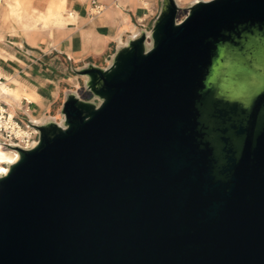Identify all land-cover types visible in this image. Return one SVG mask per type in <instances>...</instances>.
<instances>
[{
  "label": "water",
  "instance_id": "95a60500",
  "mask_svg": "<svg viewBox=\"0 0 264 264\" xmlns=\"http://www.w3.org/2000/svg\"><path fill=\"white\" fill-rule=\"evenodd\" d=\"M160 0L0 174V264H264V0Z\"/></svg>",
  "mask_w": 264,
  "mask_h": 264
},
{
  "label": "crops",
  "instance_id": "0c3cea01",
  "mask_svg": "<svg viewBox=\"0 0 264 264\" xmlns=\"http://www.w3.org/2000/svg\"><path fill=\"white\" fill-rule=\"evenodd\" d=\"M144 1L147 5L140 0H30L31 7L38 11L59 7L63 15L60 24L30 29L13 21L4 22L2 9L1 76L6 82L17 79L39 97L34 102L23 98L20 104L10 101L15 104L14 110L31 119L50 115L65 90L82 87L75 68L88 62L107 65L118 44L124 43L139 28L151 26L160 10V0ZM93 2L104 5V10L94 14ZM192 2L179 1L187 6Z\"/></svg>",
  "mask_w": 264,
  "mask_h": 264
},
{
  "label": "bare ground",
  "instance_id": "6f19581e",
  "mask_svg": "<svg viewBox=\"0 0 264 264\" xmlns=\"http://www.w3.org/2000/svg\"><path fill=\"white\" fill-rule=\"evenodd\" d=\"M179 1L182 2L183 0H177L178 3ZM195 1L196 0H193V2ZM142 2L147 5L146 1L143 0ZM1 5L3 6V17L5 19H8V21H13L17 25L25 29H30L31 27L37 26L46 27L52 24H60L63 22V15L59 7L50 8L47 12L44 11V13L32 8L30 0H0V6ZM11 82H15L16 86L11 85ZM0 93L8 101H10L9 99H11L17 104H20L23 98H25L28 102L38 101L39 99L35 91L31 90L25 84L14 78H10L8 82L0 81ZM59 117L60 114L57 112L55 115H48L46 117L32 120L38 123L43 122V120L48 118L58 119ZM1 148H4L6 150H3ZM18 157V151L10 148H5L0 143V174H5L8 171L9 165L16 161Z\"/></svg>",
  "mask_w": 264,
  "mask_h": 264
},
{
  "label": "built area",
  "instance_id": "2783aa9c",
  "mask_svg": "<svg viewBox=\"0 0 264 264\" xmlns=\"http://www.w3.org/2000/svg\"><path fill=\"white\" fill-rule=\"evenodd\" d=\"M92 8L94 14H99L105 6L93 2ZM0 81H6V79L0 76ZM14 105L0 93V143L29 148L38 138V130L32 125L35 121L27 115L17 113L14 110Z\"/></svg>",
  "mask_w": 264,
  "mask_h": 264
},
{
  "label": "rangeland",
  "instance_id": "374dc122",
  "mask_svg": "<svg viewBox=\"0 0 264 264\" xmlns=\"http://www.w3.org/2000/svg\"><path fill=\"white\" fill-rule=\"evenodd\" d=\"M143 5H145V4L143 3ZM180 5H181V4H180ZM181 6H182L183 9L180 11V13H179V15H178L179 19H182V18L185 16V14H186V9H185V7H186L187 5H181ZM2 9H3V8L1 7V8H0V14L2 13ZM93 13H94V10H93ZM2 20H3L4 22L8 21V19H5L3 16H2ZM149 28H150V27H149ZM149 28H146V29H149ZM79 90H80L81 95H82L84 98H89V97H90V93H88V92H86L85 90H83V86H82ZM63 98H64V94H62L61 98L57 101V103H55L54 108H52L50 115H55V114L57 113L58 109L60 108V106H61V104H62ZM9 100L12 101L11 99H9ZM17 111H18V112H21L20 109H17ZM48 114H49V113H48ZM23 118L26 119L25 116H23ZM35 118H37V117H35ZM35 118H34V119H35ZM1 149H2V148H1Z\"/></svg>",
  "mask_w": 264,
  "mask_h": 264
},
{
  "label": "trees",
  "instance_id": "16d2710c",
  "mask_svg": "<svg viewBox=\"0 0 264 264\" xmlns=\"http://www.w3.org/2000/svg\"><path fill=\"white\" fill-rule=\"evenodd\" d=\"M3 150H6V149H4V148H2Z\"/></svg>",
  "mask_w": 264,
  "mask_h": 264
}]
</instances>
